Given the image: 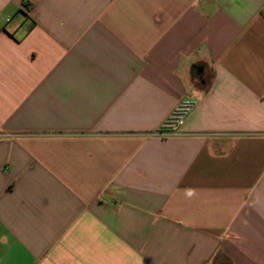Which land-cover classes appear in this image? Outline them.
<instances>
[{
	"label": "crops",
	"instance_id": "obj_1",
	"mask_svg": "<svg viewBox=\"0 0 264 264\" xmlns=\"http://www.w3.org/2000/svg\"><path fill=\"white\" fill-rule=\"evenodd\" d=\"M0 264H264V0H0Z\"/></svg>",
	"mask_w": 264,
	"mask_h": 264
},
{
	"label": "built area",
	"instance_id": "obj_2",
	"mask_svg": "<svg viewBox=\"0 0 264 264\" xmlns=\"http://www.w3.org/2000/svg\"><path fill=\"white\" fill-rule=\"evenodd\" d=\"M196 101L186 98L181 101L168 120L162 125L157 135L160 138L181 136L188 117L195 111Z\"/></svg>",
	"mask_w": 264,
	"mask_h": 264
}]
</instances>
